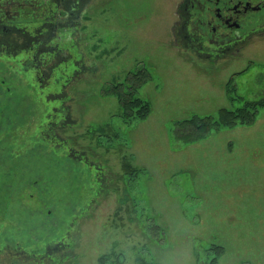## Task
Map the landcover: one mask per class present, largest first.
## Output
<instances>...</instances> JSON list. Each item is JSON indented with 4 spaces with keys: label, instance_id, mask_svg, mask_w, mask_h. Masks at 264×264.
<instances>
[{
    "label": "rangeland",
    "instance_id": "rangeland-1",
    "mask_svg": "<svg viewBox=\"0 0 264 264\" xmlns=\"http://www.w3.org/2000/svg\"><path fill=\"white\" fill-rule=\"evenodd\" d=\"M178 2L95 0L73 37L52 29L43 73L0 52V264H264V109L192 143L178 128L262 103L264 37L211 67ZM144 70L148 110L125 117L113 85Z\"/></svg>",
    "mask_w": 264,
    "mask_h": 264
},
{
    "label": "flooded vegetation",
    "instance_id": "flooded-vegetation-1",
    "mask_svg": "<svg viewBox=\"0 0 264 264\" xmlns=\"http://www.w3.org/2000/svg\"><path fill=\"white\" fill-rule=\"evenodd\" d=\"M94 1L0 0V52L9 53L17 57L15 52L17 46L21 50L20 54H26L27 56V59L23 60L24 63L30 65L28 61L35 59V61L40 62L39 68L43 73V66L48 65V60L46 59L47 49L52 50L47 43L50 39L49 36L53 35V30L71 32L79 29L83 22V14L93 5ZM101 1L105 2V0ZM178 1L175 11L177 12V19L173 23L175 29L180 31L178 38H182L187 46L189 45L194 49V52L190 51L191 54L193 52L197 57L208 58L207 60L212 61L211 67H214L215 62L223 59V57L239 55L245 45L257 37H264V0ZM60 12H62L61 16H59ZM49 14L57 15L58 17L59 22L54 26H52L53 23L45 22ZM30 18L39 22L37 27H42V32L39 36H28L23 39L27 35L23 34L24 28L22 24L26 23ZM49 26L50 28L52 26V28L50 29ZM187 26L202 35L190 34ZM47 30L51 31L47 34ZM73 34L71 32L72 37ZM5 41L7 44L4 43ZM19 41L25 42L27 46H22ZM39 45H43L41 50L35 51V48L32 49V47ZM22 47L27 49L22 51ZM53 50L58 51L56 48H53ZM72 62L73 65L79 66V61L74 59L73 56ZM248 69L249 67H247ZM75 71L78 73L79 70L75 69ZM36 75L38 78V72H36ZM259 96H263L260 98L264 100V93H259L256 98H259ZM13 186L15 184H12ZM1 249L0 251L3 253V250L6 251L8 248L2 247ZM46 251H49V246ZM21 255L26 257L24 253H21Z\"/></svg>",
    "mask_w": 264,
    "mask_h": 264
},
{
    "label": "trees",
    "instance_id": "trees-1",
    "mask_svg": "<svg viewBox=\"0 0 264 264\" xmlns=\"http://www.w3.org/2000/svg\"><path fill=\"white\" fill-rule=\"evenodd\" d=\"M41 48H43V45L36 46L34 50L38 51V50H41ZM28 63L30 65L32 64L33 67L36 66L40 70L38 66L40 62L35 61V59H30ZM33 67L32 69H34ZM145 73H146V70L142 72H138V73L132 72L131 75L129 76L131 78L129 79L128 84L122 83L118 85H113L114 93L117 94V96L120 99L125 117L128 116V117L133 118L135 113L148 110L149 105L145 103V101H143L139 97L134 96L140 83L144 81ZM38 79H40L39 76H38ZM126 86L130 91H126L123 88ZM232 86L233 84L229 86V89H228V92L231 94L230 95L231 98H232V95L235 93L234 91L235 87L234 86L232 87ZM260 109H264V100L262 101V103H259V104L253 101H249L246 104V106L236 108V110H233V111L227 108L220 110L218 113L219 115L218 119H213L212 116H208V117L195 116L191 118V120L180 121L178 128H181L184 131V133L181 135V136H184V138L183 137L182 138L187 143H192L198 139L202 140V138L208 132H212L214 131V129L217 130L220 127L233 128V127H236L237 125H247V126L251 125L254 122L255 118L257 117V114ZM63 116L66 117L67 115L64 114ZM8 127L10 128V126ZM183 128H186V129H183ZM0 149H1L0 152L5 151V148L0 147ZM1 175L4 177L6 174H1Z\"/></svg>",
    "mask_w": 264,
    "mask_h": 264
}]
</instances>
